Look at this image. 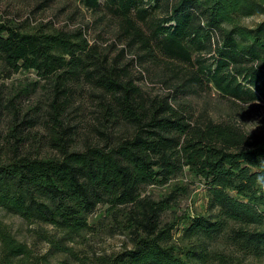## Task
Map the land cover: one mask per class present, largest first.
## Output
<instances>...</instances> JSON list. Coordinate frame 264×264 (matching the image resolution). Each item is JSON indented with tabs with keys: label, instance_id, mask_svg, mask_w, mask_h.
Wrapping results in <instances>:
<instances>
[{
	"label": "trees",
	"instance_id": "trees-1",
	"mask_svg": "<svg viewBox=\"0 0 264 264\" xmlns=\"http://www.w3.org/2000/svg\"><path fill=\"white\" fill-rule=\"evenodd\" d=\"M78 1L119 24L140 64L164 67L177 83L170 95L150 96L129 76L128 64L98 52L81 32H25L0 23V77L33 71L37 80L29 84L35 88L42 81L50 91L42 120H19L13 100L2 103L0 93V118L13 111L6 133H0V210L52 228L62 238L48 243L65 252L62 241L88 232L89 216L104 208L122 224L132 248L94 264L264 262V186L257 180L264 176V135L195 120L186 100L213 91L236 104L264 102V20L252 29L242 25L264 15V0ZM80 84L95 92L101 128L131 132L110 136L112 144L105 137L102 144L74 150L75 133L64 118L71 91ZM36 127L56 155L26 150ZM184 173L203 185L206 210L181 218L178 230L163 215L183 186L174 184L159 201L141 196ZM220 242L228 253L213 248ZM50 263L34 257L0 223V264Z\"/></svg>",
	"mask_w": 264,
	"mask_h": 264
},
{
	"label": "rangeland",
	"instance_id": "rangeland-1",
	"mask_svg": "<svg viewBox=\"0 0 264 264\" xmlns=\"http://www.w3.org/2000/svg\"><path fill=\"white\" fill-rule=\"evenodd\" d=\"M263 20L264 15L253 16L243 19L242 25L252 29ZM0 23H10L25 32H33L37 29L75 34L81 32L90 46H96L98 52L107 55L109 59H119L123 65L128 64L129 76L150 96L170 95L173 93V86L177 83V79L173 78L164 67L140 64L139 53L128 47L127 42L121 37L119 24L86 10L78 0H0ZM36 80L33 71L18 72L9 79L0 77L2 103L13 100V111L19 120H30L31 117L42 120L48 110L50 91L42 81L35 88L29 84H33ZM71 93L64 124L71 127L72 132L75 133L72 143L74 150L80 151L89 144H102L105 137H107L106 143L112 144L115 139H110V136L118 138L131 132L124 126L108 130L101 128L97 122V118L101 115L97 113L94 105L98 100L95 98V92L88 85L75 86ZM186 100L190 104L195 120L210 119L216 123L231 124L246 135H264L263 101L236 104L213 91L187 97ZM12 113L4 112L0 118L1 134L6 133ZM98 130L103 131V135L97 133ZM44 134L42 128L32 129L31 141L27 143L26 150L37 156L56 155L47 147ZM32 138L36 139V142H32ZM174 184L183 186L185 192H180L182 195L178 197L176 205L171 210H166L163 222L172 223L180 230L181 218L205 214V192L198 180L184 173L164 187L146 188L141 197L159 201L170 193ZM104 212V208L97 207L88 218L91 227L88 232L62 241L66 248L65 252H56L48 243L47 238L53 237L55 240L62 238L61 234L54 232L48 226L27 224L18 216L9 215L1 210L0 223L6 226L12 237L26 244L34 257H46L50 264H82L81 261L84 264H94L96 258L112 256L132 248V239L121 230L122 224L112 221ZM213 248L224 253L230 251L222 242L214 245ZM241 264H264V262L246 259Z\"/></svg>",
	"mask_w": 264,
	"mask_h": 264
},
{
	"label": "clouds",
	"instance_id": "clouds-1",
	"mask_svg": "<svg viewBox=\"0 0 264 264\" xmlns=\"http://www.w3.org/2000/svg\"><path fill=\"white\" fill-rule=\"evenodd\" d=\"M257 180L262 186H264V176L258 177Z\"/></svg>",
	"mask_w": 264,
	"mask_h": 264
}]
</instances>
